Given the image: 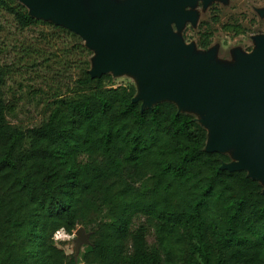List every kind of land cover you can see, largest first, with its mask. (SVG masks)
Masks as SVG:
<instances>
[{
	"label": "trees",
	"instance_id": "1",
	"mask_svg": "<svg viewBox=\"0 0 264 264\" xmlns=\"http://www.w3.org/2000/svg\"><path fill=\"white\" fill-rule=\"evenodd\" d=\"M0 11L20 31L58 30L41 37L64 42L62 54L68 38L85 51L78 35L15 0H0ZM205 25L201 49L213 36ZM73 67L71 88L23 127L9 121L14 67L0 65V264H264V186L221 169L231 157L206 152L205 127L174 102L142 108L132 84L91 78L88 62ZM60 227L89 234L77 262L51 239Z\"/></svg>",
	"mask_w": 264,
	"mask_h": 264
},
{
	"label": "water",
	"instance_id": "2",
	"mask_svg": "<svg viewBox=\"0 0 264 264\" xmlns=\"http://www.w3.org/2000/svg\"><path fill=\"white\" fill-rule=\"evenodd\" d=\"M15 1L96 52L91 78L134 73L141 90L133 101H141L142 108L169 100L178 111L203 113L196 120L207 131L205 151L234 148V159L220 168L246 171L264 186V35L255 38V49L226 66L211 63V52L195 53V46L176 34L187 22L195 23L190 8L209 0H91L89 8L83 0ZM88 237L83 227L76 229L75 262Z\"/></svg>",
	"mask_w": 264,
	"mask_h": 264
},
{
	"label": "rangeland",
	"instance_id": "3",
	"mask_svg": "<svg viewBox=\"0 0 264 264\" xmlns=\"http://www.w3.org/2000/svg\"><path fill=\"white\" fill-rule=\"evenodd\" d=\"M115 2L124 0H112ZM91 0H83V6L89 8ZM196 12L195 23L187 22L176 34L186 43L195 46V53L211 52V63H221L226 66L235 64L237 56L255 49V38L264 35V0H209L207 3L198 1L193 7ZM219 18L218 23H212V17ZM52 23L50 20H43ZM48 23V24H49ZM205 24L213 31L211 43L208 48L201 49L197 43ZM222 24L240 25L244 30L241 34L225 32ZM57 26V25H56ZM64 28L63 26H60ZM66 29V28H65ZM58 30L48 25H38L25 31L17 29L12 18L0 11V65L11 64L14 73L6 86L8 99H15L14 112L9 116V121L18 126L31 127L38 125L46 117L48 98L54 92H66L72 86L73 67L78 62H88L89 70L92 68L96 52L86 46L80 38L85 51L74 49L75 42L68 38L66 49L61 51L62 42L56 38L45 40L42 34L54 35ZM65 40L67 38H64ZM65 44V43H64ZM73 65V66H72ZM114 86L132 84L139 95L141 82L138 75L129 72L120 74L109 73ZM19 84L22 90H19ZM192 114L198 121L204 114L183 109ZM226 153L234 159V148H228ZM137 223V221H136ZM85 231V230H84ZM88 233L87 231H85ZM152 242V236L148 238ZM65 253H74V241L71 242V251L67 250L69 242H59ZM82 250V248L80 249Z\"/></svg>",
	"mask_w": 264,
	"mask_h": 264
},
{
	"label": "clouds",
	"instance_id": "4",
	"mask_svg": "<svg viewBox=\"0 0 264 264\" xmlns=\"http://www.w3.org/2000/svg\"><path fill=\"white\" fill-rule=\"evenodd\" d=\"M53 243L56 244L57 247H60L61 244L59 242H69L67 244V250L71 251L72 244L71 242L76 239V229L67 230L64 227H60L56 230L52 237Z\"/></svg>",
	"mask_w": 264,
	"mask_h": 264
}]
</instances>
